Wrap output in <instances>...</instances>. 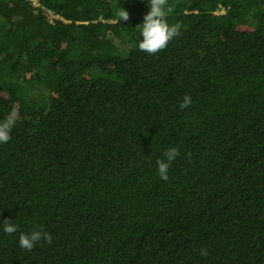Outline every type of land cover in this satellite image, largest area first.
<instances>
[{
  "label": "trees",
  "instance_id": "1",
  "mask_svg": "<svg viewBox=\"0 0 264 264\" xmlns=\"http://www.w3.org/2000/svg\"><path fill=\"white\" fill-rule=\"evenodd\" d=\"M37 2L0 0V264H264V0H168L156 55L148 0Z\"/></svg>",
  "mask_w": 264,
  "mask_h": 264
},
{
  "label": "clouds",
  "instance_id": "2",
  "mask_svg": "<svg viewBox=\"0 0 264 264\" xmlns=\"http://www.w3.org/2000/svg\"><path fill=\"white\" fill-rule=\"evenodd\" d=\"M150 11L144 17V23L139 26L141 41L139 42V50L150 55H156L167 49L169 43L180 36L182 25L180 23L169 24L168 17L173 11V7L169 5L168 0H148ZM120 20L128 21L130 14L124 8L118 13ZM192 105L190 96H184L180 109L189 108ZM17 123V113L13 110L3 121H0V145L7 144L12 139V130ZM180 152L177 148H169L163 152V158L157 161L158 173L160 179L167 181L169 179L168 172L171 164L177 159ZM16 224L11 221H3V232L12 235L18 232ZM51 234L40 230H33L28 234L21 233L19 245L23 250L32 251L37 244L45 241L52 243ZM200 254L208 255L206 248L200 249Z\"/></svg>",
  "mask_w": 264,
  "mask_h": 264
},
{
  "label": "built area",
  "instance_id": "3",
  "mask_svg": "<svg viewBox=\"0 0 264 264\" xmlns=\"http://www.w3.org/2000/svg\"><path fill=\"white\" fill-rule=\"evenodd\" d=\"M30 1L32 2V4L34 6H38L39 5L38 2H37V0H30ZM224 13H225V9L222 8V7L215 12V14H224ZM50 18H51V21H52V19L57 18V16L54 15L53 13H50Z\"/></svg>",
  "mask_w": 264,
  "mask_h": 264
}]
</instances>
